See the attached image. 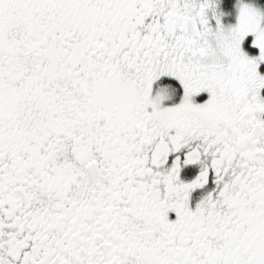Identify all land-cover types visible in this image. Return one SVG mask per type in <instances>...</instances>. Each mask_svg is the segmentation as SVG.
I'll return each instance as SVG.
<instances>
[{"label": "snow or ice", "instance_id": "obj_1", "mask_svg": "<svg viewBox=\"0 0 264 264\" xmlns=\"http://www.w3.org/2000/svg\"><path fill=\"white\" fill-rule=\"evenodd\" d=\"M0 264H264V0H0Z\"/></svg>", "mask_w": 264, "mask_h": 264}]
</instances>
